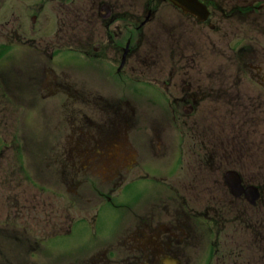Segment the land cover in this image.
<instances>
[{"label":"flooded vegetation","instance_id":"1","mask_svg":"<svg viewBox=\"0 0 264 264\" xmlns=\"http://www.w3.org/2000/svg\"><path fill=\"white\" fill-rule=\"evenodd\" d=\"M198 1L203 21L164 1L156 18L151 1L0 0V106L19 102L22 90H48L41 100L61 116L63 138L43 161L44 178L22 176L0 145V264H264V0ZM75 53L92 57L101 84V70L115 74L105 88L121 87L124 97L86 88L67 60ZM138 68L158 75L149 81L158 102L136 87L128 94ZM119 106L127 111L118 123ZM149 118L152 129L138 135ZM170 137L176 150L166 155ZM135 145L141 172L129 177ZM10 171L19 178L9 185ZM96 173L94 196L126 208L105 240L96 231L78 241L68 202L47 210L40 202L55 201L21 190L23 178L38 193L55 186L77 196ZM124 180L126 203L117 201ZM11 247L18 252L3 256Z\"/></svg>","mask_w":264,"mask_h":264},{"label":"rangeland","instance_id":"2","mask_svg":"<svg viewBox=\"0 0 264 264\" xmlns=\"http://www.w3.org/2000/svg\"><path fill=\"white\" fill-rule=\"evenodd\" d=\"M144 0H134V4L135 5H140ZM153 56V54H152ZM154 57V56H153ZM166 57H163V59H165ZM169 59H166V63H169ZM124 77V76H123ZM132 78L130 80H133L136 78H139V80L142 82V84L146 85L149 81H154V80H159L158 75L155 74V71L150 69H147L146 72H144L142 69H137L136 71H134L132 73ZM127 77L124 79L126 80ZM152 79V80H151ZM89 83L91 82L90 79L88 78ZM129 81V80H128ZM149 84L151 85L152 83L149 82ZM143 96L146 97L147 99H156V102L159 101V97L158 95L150 88H143ZM140 95V97H143ZM122 97V96H121ZM138 101H143L141 98L138 99ZM144 102V101H143ZM27 108H29V106H26ZM152 107V106H150ZM21 106H14V105H9L6 104V109L7 112L10 114L15 113V111L17 110L16 115L14 117H11L10 119L7 120V117H4V120L6 122H9L7 126H3L0 125V140L4 141L5 144L0 143V145H3V152H4V156L3 159L4 161H9V160H15L14 165H18L20 164L21 167L24 169L21 171L20 170V174L22 172V176H24L25 178L28 179H34V178H44L43 176L41 177L40 173L41 172H45L44 166L45 163L43 162L46 159V155L47 154H52V148H58L59 144L61 145V142L63 140L62 136L60 135V118L59 115H47V114H32L29 115L27 118L24 117L23 114H26L25 112H23V110H21L20 113V109ZM154 108V107H152ZM139 110L141 113V116L145 115L144 112L146 111L144 107H142L139 104ZM49 111V108H48ZM113 112L115 110H112ZM127 111V107L126 106H119L116 107V119L117 122L119 123V120L123 119L124 114ZM167 111L163 112L166 114ZM137 111H134V114H136ZM168 116V115H167ZM171 116H168L166 119H170ZM144 119V118H142ZM44 120H48L50 121L49 125H44L41 123L40 127H36L40 121H44ZM149 121V122H148ZM167 121V120H166ZM170 120H168L166 122V124L168 125V127H166L167 131H169L170 133H172V123L169 122ZM144 120L141 121V124L143 126H145L144 124ZM147 123L150 125H153L155 123L154 120H150V118L147 120ZM169 124L172 127H169ZM116 126H118V124H116ZM174 129V127H173ZM149 131V128L148 130ZM144 132V128H139L137 134L140 135L141 133ZM15 136H18L17 138H15ZM122 139H128V133L126 131L122 132ZM18 140V141H17ZM13 141L15 143L16 146L19 147L18 150H16L15 146L13 145ZM17 141V142H16ZM11 143V144H10ZM170 146V150L169 153L166 155H173V153H175L174 151L176 150L174 148V143H173V138L170 137L169 138V144ZM138 152H137V159L136 160V166L133 170V175H139L141 172V164L143 161V149L141 145H136ZM2 149V148H0ZM147 152H151L150 151V147H147V145L145 144V155L147 156L148 153ZM11 169V168H10ZM2 173V172H0ZM4 176V180L6 183H8L9 185L12 184L13 182H15L19 177L18 176H13L12 171L7 172L6 174H3ZM48 176V175H47ZM187 176V175H186ZM101 177V176H98ZM99 181V180H98ZM51 182V181H50ZM100 182V181H99ZM53 183V182H51ZM93 183V180L91 178V176L86 178V183L84 185V187L80 188V195L77 196H69L64 197L60 194L61 191H58L56 189L55 186H52V188H47L45 189V193H38L37 190L39 189V186H33L31 184H29L26 180H24L22 178V185H21V190L23 193L30 195V196H37V195H41L44 199H51L52 201H55L53 204H51L50 206H45L44 204V200H42V202H40L45 209L50 210H56L58 209L59 206H64V203L67 201H74L75 202V206H74V211H72V206H70V213L71 216L73 217L72 219H76V217L78 216V214L80 213V211L82 209H87V221L88 224H91V220L92 219V215L94 213L93 207L95 206V202H92V200L95 201L96 197L94 196V193L92 191V186L91 184ZM31 185V187L29 185ZM55 184V183H54ZM3 186V181H0V187ZM6 192V190H4ZM124 193V198L126 199V194L128 193L127 191L123 190ZM133 193H136V191H134ZM133 199H137L136 196L133 194ZM91 203V204H90ZM94 203V205H93ZM136 204V203H135ZM83 216L80 215L79 219H81V217ZM109 219V213L107 211H105V220L108 222ZM108 225L107 223L105 224V226ZM121 226L124 225V222H122L120 224ZM93 228V227H92ZM237 238L233 239H228L231 245H234V247L236 248V244L235 243H240L241 238L240 235H236ZM3 238V235H0V239ZM9 241H11L12 239L8 238ZM247 240V239H246ZM43 250V249H41ZM39 250V252L41 251ZM18 251L15 249V247H11V248H7L3 250V256H11L16 254ZM20 253L21 255L23 254V251L20 249ZM62 258V256H60L58 258V260H56L57 262Z\"/></svg>","mask_w":264,"mask_h":264},{"label":"water","instance_id":"3","mask_svg":"<svg viewBox=\"0 0 264 264\" xmlns=\"http://www.w3.org/2000/svg\"><path fill=\"white\" fill-rule=\"evenodd\" d=\"M170 1H172L173 3H176V4H178V5H181V4H180V0H170Z\"/></svg>","mask_w":264,"mask_h":264}]
</instances>
